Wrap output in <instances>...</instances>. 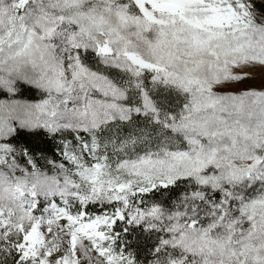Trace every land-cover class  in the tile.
Instances as JSON below:
<instances>
[{
	"label": "snow or ice",
	"instance_id": "snow-or-ice-1",
	"mask_svg": "<svg viewBox=\"0 0 264 264\" xmlns=\"http://www.w3.org/2000/svg\"><path fill=\"white\" fill-rule=\"evenodd\" d=\"M257 3L0 0V264H264Z\"/></svg>",
	"mask_w": 264,
	"mask_h": 264
},
{
	"label": "rangeland",
	"instance_id": "rangeland-1",
	"mask_svg": "<svg viewBox=\"0 0 264 264\" xmlns=\"http://www.w3.org/2000/svg\"><path fill=\"white\" fill-rule=\"evenodd\" d=\"M255 2V0H254ZM256 7L257 9H259L261 12H264V5H261L259 3L256 4ZM260 70L259 69H256L254 71V76H255V79L251 82L250 85L248 86H252V87H260V84H261V77H260Z\"/></svg>",
	"mask_w": 264,
	"mask_h": 264
},
{
	"label": "trees",
	"instance_id": "trees-1",
	"mask_svg": "<svg viewBox=\"0 0 264 264\" xmlns=\"http://www.w3.org/2000/svg\"><path fill=\"white\" fill-rule=\"evenodd\" d=\"M53 151H54V149H53Z\"/></svg>",
	"mask_w": 264,
	"mask_h": 264
}]
</instances>
